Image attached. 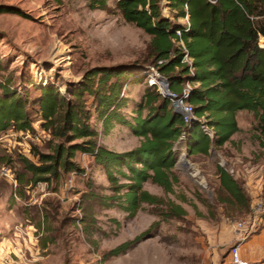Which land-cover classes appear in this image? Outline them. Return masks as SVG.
Instances as JSON below:
<instances>
[{"label":"rangeland","instance_id":"obj_1","mask_svg":"<svg viewBox=\"0 0 264 264\" xmlns=\"http://www.w3.org/2000/svg\"><path fill=\"white\" fill-rule=\"evenodd\" d=\"M91 1L0 0V85L28 91L34 102L40 84H55L64 94L89 69L139 67L146 75L143 82H128L124 89L123 111L131 119L149 86L151 37L124 21L115 9L117 0H108L110 13L91 8ZM162 8L164 16L174 20L167 0H162ZM187 19L178 22L187 25ZM33 120V132L10 130L0 141L3 156L12 162L0 164V264H229L233 246L229 234L245 212L220 202L218 167L238 180L251 204L264 198V148L256 138L254 117L247 112L237 116L241 130L232 143L212 149L207 156H188L178 148L180 182L175 194L144 184L165 204L174 201L183 206L187 215L180 219H165L160 214L166 207L148 204L134 217L118 207H106L101 199L112 192L105 172L91 157L79 154L75 160L84 174L64 175L57 191L54 184L27 187L20 197L15 181L1 171H21L18 157L34 160V147L46 151L51 137L42 130L38 114ZM92 124L102 131L94 113ZM141 141L121 125L100 139L118 152L132 150ZM142 234L126 253L105 259L110 250Z\"/></svg>","mask_w":264,"mask_h":264},{"label":"trees","instance_id":"obj_2","mask_svg":"<svg viewBox=\"0 0 264 264\" xmlns=\"http://www.w3.org/2000/svg\"><path fill=\"white\" fill-rule=\"evenodd\" d=\"M90 7L107 13L113 10L108 0H92ZM167 7L175 14L174 20L164 16L162 0H117L115 5L126 23L151 37L152 67L168 79L171 90L181 92L187 81L193 85L189 102L196 116L207 119L214 128V139L203 133L198 122L186 125L171 102L150 86L129 119L123 111L127 105L124 89L128 82H143L146 75L139 67L89 69L81 82L64 94L55 84H40L34 102L28 91L20 93L3 84L0 141L10 130L33 132L34 113L40 117L42 130L51 137L46 151L32 149L34 160L18 157L21 171L13 173L10 168L18 196L24 197L27 187L39 184H54L57 191L64 175L84 174L75 159L85 154L103 169L110 184L112 196L101 199L106 207H118L134 217L143 204H148L166 207L160 214L165 219H180L187 215L183 206L174 201L165 204L162 197L144 188L150 182L166 194H175L180 182L178 148L185 149L188 156H207L212 149L232 143L240 131L237 116L242 112L253 115L256 138L264 148V48L259 45L260 37H264V0H167ZM187 17V25L179 24ZM180 41L186 51L177 46ZM186 52L193 59V75L183 62ZM160 61L164 62L159 64ZM93 113L102 131L92 124ZM116 125L130 129L142 139L141 144L126 152L103 145L101 135L108 136ZM183 134L186 138L180 141ZM11 163L0 146V164ZM217 173L220 202L238 206L248 215L253 203L238 180L220 166ZM88 195L96 197L94 193ZM181 198L187 201L185 196ZM144 235L110 250L105 259L126 253Z\"/></svg>","mask_w":264,"mask_h":264},{"label":"built area","instance_id":"obj_3","mask_svg":"<svg viewBox=\"0 0 264 264\" xmlns=\"http://www.w3.org/2000/svg\"><path fill=\"white\" fill-rule=\"evenodd\" d=\"M177 36L181 37L180 31L177 32ZM176 44L178 47H181L186 51L184 42L180 41ZM259 45L260 47L264 48V37H260ZM163 62L164 61H160L159 64H162ZM183 62L190 66L191 75H193V59L190 57L188 52H186ZM148 85L150 87L156 88L157 92L163 98H166L171 102L174 112L180 113V116L183 118V121L186 125L191 126L194 122H198L203 133L212 140L214 139V128L209 125L207 119L198 118L196 116L195 108L189 102V98L193 90V85L189 81L183 84L181 92H174L170 88V82L168 79L164 77L156 68L152 67L149 70ZM45 133L49 136L47 132ZM185 138L186 135L183 134L180 138V141H184ZM184 155L185 154H182V156H180V160H182ZM1 175L11 181H14L11 170L8 168H2ZM233 230V234L237 235V241L233 243V246L230 250L229 264H250L249 261L242 257L241 243L246 241L254 234L264 231V198H259L253 202L250 213L240 221L236 222L233 225Z\"/></svg>","mask_w":264,"mask_h":264},{"label":"crops","instance_id":"obj_4","mask_svg":"<svg viewBox=\"0 0 264 264\" xmlns=\"http://www.w3.org/2000/svg\"><path fill=\"white\" fill-rule=\"evenodd\" d=\"M234 137L235 135L233 136L232 140L235 139ZM79 155L90 159V157L85 154H79ZM91 159L92 161H94L93 158ZM236 241H237V235L229 234V243L231 242L233 244ZM241 252H242V257L245 260L249 261L250 264H264V231H260L257 234H254L253 236L249 237L246 241H243L241 243Z\"/></svg>","mask_w":264,"mask_h":264},{"label":"bare ground","instance_id":"obj_5","mask_svg":"<svg viewBox=\"0 0 264 264\" xmlns=\"http://www.w3.org/2000/svg\"><path fill=\"white\" fill-rule=\"evenodd\" d=\"M184 159H185V155H184V157L182 158V161H184ZM183 165H185V163H183ZM187 167H188V166H187ZM196 174H197V173H196ZM196 174H195V175H196ZM195 175H194V176H195ZM197 175H198V174H197ZM203 186H204V185H203Z\"/></svg>","mask_w":264,"mask_h":264},{"label":"water","instance_id":"obj_6","mask_svg":"<svg viewBox=\"0 0 264 264\" xmlns=\"http://www.w3.org/2000/svg\"><path fill=\"white\" fill-rule=\"evenodd\" d=\"M178 115H180V113L179 112H176Z\"/></svg>","mask_w":264,"mask_h":264}]
</instances>
